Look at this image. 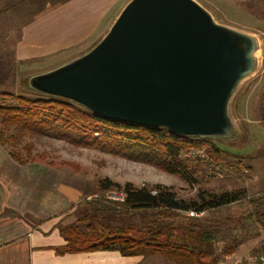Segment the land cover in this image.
Masks as SVG:
<instances>
[{
    "label": "trees",
    "instance_id": "16d2710c",
    "mask_svg": "<svg viewBox=\"0 0 264 264\" xmlns=\"http://www.w3.org/2000/svg\"><path fill=\"white\" fill-rule=\"evenodd\" d=\"M0 95L17 100L16 104L0 103L3 146L17 148L26 135L59 138L146 163L178 175L196 187L193 195L185 197L173 186L160 183L121 185L110 178H101L94 192L80 195L76 220L60 224L66 240V244L56 248L60 254L117 250L124 255L163 253L175 264H216L217 255L212 254L218 236L235 220L203 215L244 200L254 204V208L236 221L254 220L264 228V191L261 196H251L246 187L218 189L203 183L208 170L218 171L219 166L253 170L251 163L264 157V148L255 156L242 155L221 146L215 137L184 136L166 127L111 119L61 97L40 92L0 91ZM33 145V142L22 145L25 157L20 150L11 151V156L20 164L34 161ZM190 150L201 153L196 152L194 158L185 157ZM109 190L124 192L125 201L88 199L92 194ZM180 213H184L182 220H177ZM260 251L261 248L256 249L254 254ZM242 264L251 263L244 260Z\"/></svg>",
    "mask_w": 264,
    "mask_h": 264
},
{
    "label": "water",
    "instance_id": "95a60500",
    "mask_svg": "<svg viewBox=\"0 0 264 264\" xmlns=\"http://www.w3.org/2000/svg\"><path fill=\"white\" fill-rule=\"evenodd\" d=\"M259 40L198 0H130L89 51L29 78L36 91L184 136L234 135L230 101Z\"/></svg>",
    "mask_w": 264,
    "mask_h": 264
},
{
    "label": "rangeland",
    "instance_id": "374dc122",
    "mask_svg": "<svg viewBox=\"0 0 264 264\" xmlns=\"http://www.w3.org/2000/svg\"><path fill=\"white\" fill-rule=\"evenodd\" d=\"M129 1L121 0L112 13L106 16L94 36L82 46L66 49L64 54L60 52L48 56H32L21 61L16 59L12 48V44L16 42L20 33L18 16L15 14L2 16L0 18V67L3 70L0 71V91L13 94L38 92L29 85V78L54 69L93 48L109 31ZM198 1L202 5L208 4V0ZM211 13L217 22L252 33L259 40L256 69L240 82L229 104V113L236 125L235 133L228 138L215 137L221 146L229 148L234 153L255 156L264 148V26L261 30H244L249 24L247 17L224 15L215 7ZM0 103L16 104L17 100L14 97L5 98L0 95ZM27 142L34 143L32 149L34 161L31 162L62 170L66 176L65 187L69 188L72 185L78 188L80 195L94 192L101 178H110L121 185L127 182L137 186L160 183L173 186L180 195L185 197L195 192L196 187H191L178 175L125 156L115 155L98 148L74 145L59 138L26 135L21 138V144L17 148L5 147L10 153L20 150L25 157L22 145ZM196 152L201 153L190 150L184 156L194 158L197 155ZM251 165L253 167L251 171L245 167H240L241 170H238L237 167L231 169L226 166H219L218 171L209 169L203 183L218 189L246 187L251 196H258L264 191V157L254 160ZM104 193L92 194L88 199ZM253 208L254 204L244 200L205 214L209 218L235 220L229 223L227 228H223L218 236L212 254L217 255L216 264H242L244 260H249L253 264L255 250L259 248L262 250L264 246V228L254 220L236 221L247 215ZM180 214L177 220H182L184 213ZM76 217L74 209L62 223L70 224L76 220ZM154 254L146 256L141 264H175L163 253Z\"/></svg>",
    "mask_w": 264,
    "mask_h": 264
},
{
    "label": "crops",
    "instance_id": "0c3cea01",
    "mask_svg": "<svg viewBox=\"0 0 264 264\" xmlns=\"http://www.w3.org/2000/svg\"><path fill=\"white\" fill-rule=\"evenodd\" d=\"M120 1L0 0V18L18 16L20 33L12 48L21 61L64 54L66 49L82 46ZM208 4L203 3L211 12L215 7L224 15L247 17L249 24L244 30H261L264 26V0H208ZM65 182L62 170L34 162L20 164L0 144V264L144 262L143 254L124 255L117 250L57 252V247L66 244L60 224L76 208L80 197L78 188H67Z\"/></svg>",
    "mask_w": 264,
    "mask_h": 264
},
{
    "label": "built area",
    "instance_id": "2783aa9c",
    "mask_svg": "<svg viewBox=\"0 0 264 264\" xmlns=\"http://www.w3.org/2000/svg\"><path fill=\"white\" fill-rule=\"evenodd\" d=\"M97 197L104 198L106 200H111V201H116V202H123L125 201V193L122 191H117V190H109L106 191L102 195H96ZM191 214H194L191 212ZM253 264H264V246L262 250L259 252L258 255L254 256L253 258Z\"/></svg>",
    "mask_w": 264,
    "mask_h": 264
}]
</instances>
